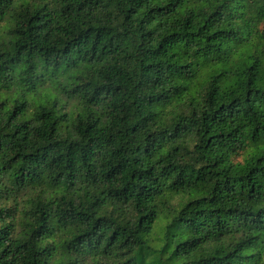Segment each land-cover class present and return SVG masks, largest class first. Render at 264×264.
Returning <instances> with one entry per match:
<instances>
[{
  "label": "trees",
  "instance_id": "1",
  "mask_svg": "<svg viewBox=\"0 0 264 264\" xmlns=\"http://www.w3.org/2000/svg\"><path fill=\"white\" fill-rule=\"evenodd\" d=\"M0 264H264V0H0Z\"/></svg>",
  "mask_w": 264,
  "mask_h": 264
}]
</instances>
